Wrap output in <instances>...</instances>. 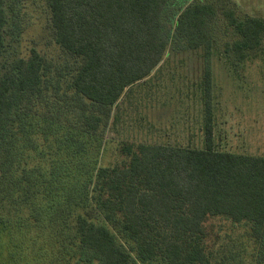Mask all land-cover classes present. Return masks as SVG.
<instances>
[{
  "label": "trees",
  "instance_id": "trees-1",
  "mask_svg": "<svg viewBox=\"0 0 264 264\" xmlns=\"http://www.w3.org/2000/svg\"><path fill=\"white\" fill-rule=\"evenodd\" d=\"M37 4L54 53L23 57L0 0V264H264V157L215 149L208 102L203 148L122 142L103 162L113 110L165 56L198 55L207 99L218 37L244 63L264 19L232 0Z\"/></svg>",
  "mask_w": 264,
  "mask_h": 264
},
{
  "label": "rangeland",
  "instance_id": "rangeland-1",
  "mask_svg": "<svg viewBox=\"0 0 264 264\" xmlns=\"http://www.w3.org/2000/svg\"><path fill=\"white\" fill-rule=\"evenodd\" d=\"M6 1L15 14L12 21L17 38L10 52L24 57L35 48L52 56L54 49L44 35L46 12L37 0ZM232 1L242 14L264 19V0ZM232 38L231 31L218 37L207 99L201 87L202 62L190 52L169 53L148 80L132 87L113 110L117 120L105 133L103 162L118 159L116 148L122 142L203 148L205 102L212 114L215 149L264 157V43L244 63L235 64L223 55L221 47L223 41ZM210 223L222 228V242L225 233L231 234L224 239L235 242V250H249V242L240 236L244 235L243 228L230 232L224 221Z\"/></svg>",
  "mask_w": 264,
  "mask_h": 264
}]
</instances>
